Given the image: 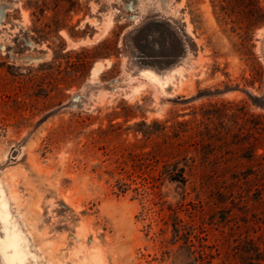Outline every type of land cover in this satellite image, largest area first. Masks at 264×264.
Here are the masks:
<instances>
[{
  "label": "rangeland",
  "instance_id": "374dc122",
  "mask_svg": "<svg viewBox=\"0 0 264 264\" xmlns=\"http://www.w3.org/2000/svg\"><path fill=\"white\" fill-rule=\"evenodd\" d=\"M31 1L0 0V191L24 264L264 258V0H48L39 21Z\"/></svg>",
  "mask_w": 264,
  "mask_h": 264
},
{
  "label": "bare ground",
  "instance_id": "6f19581e",
  "mask_svg": "<svg viewBox=\"0 0 264 264\" xmlns=\"http://www.w3.org/2000/svg\"><path fill=\"white\" fill-rule=\"evenodd\" d=\"M98 71L99 68H95L93 73L97 74ZM142 74L150 81L159 82L160 77L158 78V76L151 71H143ZM4 199L0 191V223L4 233L3 237L0 238V255L4 264H24L27 255L20 246V243L24 239L21 238L20 231L12 221V216Z\"/></svg>",
  "mask_w": 264,
  "mask_h": 264
},
{
  "label": "trees",
  "instance_id": "16d2710c",
  "mask_svg": "<svg viewBox=\"0 0 264 264\" xmlns=\"http://www.w3.org/2000/svg\"><path fill=\"white\" fill-rule=\"evenodd\" d=\"M31 9L33 10V16H35V20L39 21L43 15H44V12L46 11L47 7H48V0H35V1H31ZM260 11L262 13H264V11L262 9H260ZM99 48L98 46L95 48V50ZM89 65V59L87 58L86 62L84 63V66L87 68ZM261 142L260 143H263L264 144V141L261 139L260 140ZM255 170H254V173H253V176H254V181L256 182V184L253 185L254 189L256 190L257 192V195L259 197L260 200H263V204H264V154L258 156L256 159H255V166H254ZM175 177L176 179H179V180H183L182 178V171L179 170L177 174H175ZM252 187H248L246 189L247 192H250L248 190H251ZM229 193H232V192H229ZM188 243V240L187 242H185V246L188 248V250L190 251L189 248L192 247V245H189ZM257 264H264V258H261L258 260V263Z\"/></svg>",
  "mask_w": 264,
  "mask_h": 264
}]
</instances>
